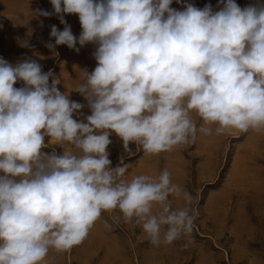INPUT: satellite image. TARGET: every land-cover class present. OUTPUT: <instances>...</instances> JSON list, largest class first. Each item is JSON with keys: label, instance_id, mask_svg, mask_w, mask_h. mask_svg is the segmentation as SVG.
I'll return each mask as SVG.
<instances>
[{"label": "clouds", "instance_id": "9594fccd", "mask_svg": "<svg viewBox=\"0 0 264 264\" xmlns=\"http://www.w3.org/2000/svg\"><path fill=\"white\" fill-rule=\"evenodd\" d=\"M50 3L65 25L51 27L55 45L77 52V43L98 45L95 69L75 89L91 115L74 119L83 105L60 92L59 80L50 85L51 72L36 61L0 58V264H44L50 249L71 251L103 212L118 211L114 223L134 222L153 245L186 237L192 195L166 168L126 181L124 158L111 166L109 137L114 132L127 155L130 144L155 155L212 135V126L217 136L264 132V4L242 9L220 0L214 12L190 3L178 11L173 0ZM65 14L78 15V40ZM45 137L63 154L42 151ZM170 197L183 206L173 208Z\"/></svg>", "mask_w": 264, "mask_h": 264}, {"label": "rangeland", "instance_id": "374dc122", "mask_svg": "<svg viewBox=\"0 0 264 264\" xmlns=\"http://www.w3.org/2000/svg\"><path fill=\"white\" fill-rule=\"evenodd\" d=\"M189 3L199 9L211 5L214 12L223 7L220 0H173L170 7L182 11ZM235 3L243 9L264 0ZM36 9L53 14L35 17ZM64 19L78 40L82 31L78 15L65 14ZM53 25L59 31L65 27L50 0H0V58L13 65L25 60L39 63L43 72H51L50 85L59 80L60 92L83 105L73 118L87 122L91 110L75 89L83 82V72L95 69L98 45L77 43L79 52L55 45L50 36ZM48 42L54 50L45 46ZM23 86V81L14 85ZM192 119L197 127L202 123L195 113ZM212 127V135L198 134L194 143L155 155H145L135 144H130L132 154L127 155L122 140L114 132L109 137L111 166L123 157L126 181L141 174L156 178L166 168L172 183L192 195L195 220L190 234L169 245H153L134 222L114 223L113 217L121 215L118 211L103 212L82 244L69 252L50 249L44 264H264V132L233 130L217 136ZM48 141L45 137L42 151L63 154L62 147ZM170 199L173 208L183 206L182 199Z\"/></svg>", "mask_w": 264, "mask_h": 264}, {"label": "bare ground", "instance_id": "6f19581e", "mask_svg": "<svg viewBox=\"0 0 264 264\" xmlns=\"http://www.w3.org/2000/svg\"><path fill=\"white\" fill-rule=\"evenodd\" d=\"M81 53H84V52L81 51ZM87 56H88V55H87ZM88 58H89V57H88ZM89 60H90V59H89Z\"/></svg>", "mask_w": 264, "mask_h": 264}]
</instances>
